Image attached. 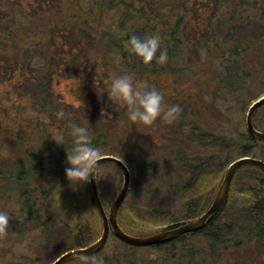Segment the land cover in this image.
I'll return each mask as SVG.
<instances>
[{
  "label": "rangeland",
  "instance_id": "1",
  "mask_svg": "<svg viewBox=\"0 0 264 264\" xmlns=\"http://www.w3.org/2000/svg\"><path fill=\"white\" fill-rule=\"evenodd\" d=\"M85 1L63 0L61 5L58 0H50V7L46 5L39 7L36 0H0V60L2 59L5 63L9 62L5 65L6 74H0V80H3L0 82V124L5 126L13 124L19 116L14 103L19 102L22 98L16 93L13 83L9 80L14 78L12 72L18 74V68L21 69L20 61L23 65L26 57L31 59L29 65L32 70L39 71L40 68L46 67L48 51L55 41L53 35L55 31L58 33L61 30L59 27L63 26L59 21L72 14L71 10L73 11L74 8L78 10V13H82V18H85ZM90 1L94 2V0ZM98 1L103 5L97 14H94L92 27L89 30L91 45L101 46L92 56H96L100 60L101 66H98V70L108 68L112 77L121 75L128 69L158 70L159 72L157 71L158 73L156 72V75L152 74V76L157 78L163 94L168 98L164 101L165 106H171L172 95H174L178 83H183L179 88L185 95L192 93L195 95L193 97L197 96L198 99L201 92L216 87L215 82L210 79L214 73L220 75L223 82L229 81V77H227L229 71L236 73L238 78L236 81L231 79L232 82H227V90L221 93L217 106L210 105L211 109L208 108V104H198V102L193 104L192 109L191 106H187L188 111L181 106L182 111L174 119L175 121L169 122L171 128H168L170 130L165 138L156 136L159 141L157 143L160 145H148L145 148H141L140 145L129 147L116 141L112 146L107 147L118 151V155H112L124 159L131 171V182L120 209L119 223L127 229L128 233L149 235L171 227L170 220L172 218L182 221L189 220L183 217L186 208L182 205L183 195L181 186L178 185L179 176L172 171L174 168L172 165L182 163L180 158L175 159V151L186 147L191 156L197 157L203 162L210 160L209 157L212 155L215 157L212 158L210 164L206 165L211 172L205 176L207 182L204 186L208 190L204 189L200 192L201 194L207 193V191L209 193L214 179L218 183L216 190L212 196L200 199L198 210L193 217L202 214L212 203L229 164L236 158L246 155L243 153L242 145L246 140L240 135L245 131L248 133L246 118L251 103L264 94V71L257 73L250 67L242 71L241 59L232 52V47L237 40L243 39V35L247 36L248 44L253 49L246 53L248 61H264V37L257 35L258 27H264V0H242V5H239L238 0H230L226 9L228 23L222 29H215L219 34L218 41H212L211 62L207 63L204 68L202 67L203 50L197 51L194 48L192 50L189 48V36L183 34V27H175L178 28L179 34L173 36L174 27L171 25L169 27L158 26L155 32L161 38V47L168 51V59L165 63L162 64L154 58L152 62L143 64L142 60V63L135 64L132 59L126 56L122 57L117 53V40L124 34L126 28L138 20L135 14L136 10L131 9L128 5L131 0ZM169 20L172 21L173 17L169 16ZM237 20H240L239 23ZM233 23H237L239 28L243 27L242 30L237 29L235 34L231 35L233 39H236V42L228 41V30ZM246 45L242 46L246 47ZM86 53L83 52L84 59L88 58L85 56ZM157 55H159V50ZM90 59L91 61L95 60V58ZM104 61L109 63L108 67ZM29 65L27 64L28 68ZM24 67L26 68V64ZM150 73L138 74L136 79L145 82L151 75ZM81 74L87 75L88 73L81 72ZM19 78L18 76L16 80ZM72 81H74L72 78L58 74L53 80L51 90L55 96H60L67 102L79 105V96L75 93L73 88L75 83ZM229 83H233V86H230ZM206 98L208 102V96ZM59 99L56 97L57 101ZM210 99L212 100V97ZM200 100L202 103H206L204 99ZM182 102L181 105L184 104ZM263 106L258 109L257 115L263 112ZM4 109L7 112H4ZM180 120L195 122L202 129L220 137V141L230 139V146L223 144L219 150H216L215 144L212 143H202L200 140L190 142L189 139L181 136V130L177 128V123ZM3 131L4 129L0 130V135L6 136ZM255 141L252 156L260 153L264 155V148L260 143L264 141L259 139H255ZM3 145L5 144L1 146ZM46 154L49 153L46 152ZM104 154L111 153H100V155ZM149 156L154 161H159L155 164V169H148V171H154L152 173L146 172L142 168V159H149ZM54 157L53 161L51 160L52 164L62 170L61 174L41 177L42 185L56 184L58 186V193H53L47 202L49 209L59 212L56 221L54 220L52 223L55 224L52 226L49 236L41 237L39 229H36L30 231L24 239L11 240L10 244L1 241L0 264H51L61 253L74 247L73 228L76 224L83 223L88 226L87 234L93 237L89 243L101 236L103 221L91 199L89 181L74 189L66 176L65 167H62L63 164H58V156ZM126 160L131 162L128 163ZM247 166L252 165L241 167L233 179L229 201L221 210L225 217L220 221L221 224L225 222L234 228L235 226L241 227L238 235L227 233L225 236L232 239V243L235 242L233 240L243 239L244 245H246L242 248L237 249L233 246L227 248L222 245L219 247L221 252L219 255L214 248L210 230H203L207 224L201 231L199 230L198 234L194 236L190 233L184 234L186 235L185 240H172L164 243L159 249H154L150 247L151 245H130L116 237L113 232L110 233L104 247L109 253L115 252L121 260V264H143L147 259L156 260L157 264H181L176 261L187 247H194L195 260L205 264H264V242L259 241L249 232L250 217L240 213L247 200L242 189L247 185H256L260 178L264 177V173L248 170ZM215 169L218 172L217 178H214L216 177ZM186 178L191 179V175H187ZM123 183L124 175L116 164L105 162L99 166L97 186L108 213ZM262 203L264 205V202ZM261 217L264 221V212ZM21 229H24L23 225ZM126 254L128 259L124 258ZM109 264L113 263L109 262Z\"/></svg>",
  "mask_w": 264,
  "mask_h": 264
},
{
  "label": "trees",
  "instance_id": "2",
  "mask_svg": "<svg viewBox=\"0 0 264 264\" xmlns=\"http://www.w3.org/2000/svg\"><path fill=\"white\" fill-rule=\"evenodd\" d=\"M58 1L61 5L63 4V0ZM238 1L239 5H242V0ZM229 2L230 0H131L128 5L131 9L136 10L135 14L138 20L125 29L124 34L117 40V46H114H116L117 53L122 57L126 56L132 59L135 64L142 63V58L125 47V41L128 36L136 34L146 37L155 34L156 27H169L170 25L174 27L173 36H178L179 30L175 27H183V34L189 36V48L191 50L194 48L197 51L203 50L202 67L204 68L207 63L211 62L210 57L213 54L212 41H218L219 34L216 33L215 29H222L228 23L226 9ZM36 4L39 7H44V5L47 7L51 6L50 0H36ZM102 5L103 3L98 0H94V2L86 0L85 18H82V13H78V10L74 8L73 11L71 10L72 14L59 21L64 27H59L61 30L58 33L55 31L53 35L55 41L48 51L46 67L40 68L39 71L32 70L29 65L31 59L26 57L23 65L20 61L21 69L18 68V74L12 72L14 78L9 80L13 83L16 93L23 100L20 99L19 102L14 103L17 115H19L14 123L7 126L0 124V130L4 129L3 133L6 134V136L0 135V209L7 210L10 214L8 230L6 234H0V242L10 244L11 240L24 239L30 231L36 229H39L41 237L47 238L49 236V232L55 224L52 223L54 220L56 221L59 212L49 209L47 202L53 193H58V186L56 184L42 185L41 177L61 174L62 170L52 164L54 156H58L57 162L60 165L63 164L62 167L66 168L68 166L66 163V149L70 148L72 144L69 121L87 125L94 137V144L102 148L101 152L117 155L118 151L112 147L107 148L116 141L129 147L140 145L141 148H145L148 145H160V143H157L159 141L156 136L158 135V137H163L164 139L170 130L168 128H171L169 122L175 121H169L162 114L152 125H144L139 122L132 123L127 120L126 105L118 103L111 97L110 84L114 77H112L108 68L106 70L101 69L102 72L97 69L98 66H101L100 60L96 56H92L101 46L98 44L91 45L89 41L91 39L89 30L92 27V18ZM169 16L173 17L172 21L169 20ZM239 21L237 20L238 23ZM258 28L259 33L257 35L264 37V27ZM237 29L242 30L243 27L239 28L237 23H233L229 27L228 41L236 40L231 35H234ZM244 34L246 35L245 32ZM248 43L249 38L243 35V39L237 40L232 47V52L241 59L242 71L246 70L247 67L256 70L257 73L264 71V61H248L249 58L246 53L253 50ZM243 44H247L246 47L242 46ZM83 52L86 53L85 56H88V58L84 59ZM82 57L83 61L81 60ZM90 58H95V60L91 61ZM7 63L9 62L6 61L5 63L2 59L0 60V74H6L5 65ZM24 64H26V68ZM104 64L108 67L109 63L104 61ZM209 66L211 68V65ZM125 71V73L133 75L135 79L138 74L151 72L145 82L149 86H155L162 92L159 81L155 76H152V74L156 75L158 70L141 71L128 69ZM81 72L88 74L82 75ZM58 74L68 76L74 80L72 81L75 83L73 88L76 95L79 96V105L67 102L60 96L54 95L51 90L52 83ZM18 76L21 79L16 80ZM227 77H229V81L226 80L225 83L220 75L214 73L210 79L215 82L216 87L208 89L206 92L202 90L203 92H201L202 94L198 99L197 96L194 98L193 96L195 95L192 93L185 95L179 88L183 83H178L175 87L174 95L170 94L172 95L171 105L179 104L180 107L182 106L187 110V106H191L190 108L192 109L193 104L198 102V104H208V108L211 109L210 105L217 106L221 93L227 90V82H232L231 79L235 81L238 79L233 71H229ZM136 80L141 81L139 79ZM0 82H3V80H0ZM229 85L233 86V83H229ZM225 86L226 88H224ZM206 96L209 98L208 102ZM56 97L60 99L57 101ZM210 97H212V100ZM200 99H204L206 103H202ZM166 100L168 98L164 94V101ZM181 102L184 104L181 105ZM61 110L65 113L63 117L58 116ZM4 112H7V110L4 109ZM263 112L256 114L255 125L258 129L264 131ZM174 128H176L175 125ZM177 128L181 130V136L189 139L190 142L200 140L202 143H212L215 144L216 150H219V147L223 144L230 146V139L220 141V137L213 132L202 129L200 125L198 126L193 121L180 120L177 123ZM240 136L246 140L242 144L243 153L253 155L255 139L246 131ZM61 137H63L62 141ZM260 143L264 148V142ZM2 144L5 145L1 146ZM46 152L49 154L47 155ZM174 154L175 159L180 158L182 160V163L172 165L174 166L172 171L179 176L178 185L181 186L183 195L182 205L186 208L183 217L184 219H190L197 212L200 199L212 196L216 190L218 183L214 179L213 184L209 188V193L208 191L204 194L200 192V190H208L204 186L207 182L205 176L211 172L206 165L210 164L212 158L214 159L215 157L212 155L209 157L210 160L206 162L200 161L199 158L191 156L186 147L180 151H175ZM256 156L264 159V155L261 153ZM126 161L128 163L131 162L130 160ZM157 163L159 161H154L149 156V159H142V168L146 172L152 173L154 171H148V169H155V164ZM179 166L182 167L177 168ZM247 168L248 170L264 173L263 170L255 166H247ZM215 171L216 177L214 178H217L218 172L216 169ZM187 175H191V179H187ZM242 192L245 193L247 200L244 202L245 205L241 208L240 213L250 217L249 232L256 236L259 241L264 242V221L261 217L264 212L262 203L264 202V177H261L256 185L244 187ZM223 217H225L223 211L215 213L203 229L210 230L214 248L219 255L221 254L219 247L222 245L227 248L228 246H233L237 249L246 245H244L243 239L233 240L235 242L232 243V239H228L225 236L227 233L238 235L241 227L235 226L234 228L231 224H226L225 222L221 224L220 221ZM170 221L171 227L183 222L175 218ZM238 224L240 223L238 222ZM238 224L236 223V225ZM22 225L24 226L23 230L21 229ZM122 227L127 230L123 225ZM200 231L190 234L194 236ZM87 233L88 226L85 224H76L74 226L73 248L85 246L93 240V237ZM185 237L186 235H181L177 240L183 241ZM162 245H151L150 247L159 249ZM194 252V247H187L176 263L205 264L202 261L198 262L195 260ZM97 253L105 256L106 264H109V262L121 264V260L116 253H109L106 247ZM126 256L127 254L124 255V258H127ZM67 264H81V258L70 261ZM143 264H157V262L153 259H147Z\"/></svg>",
  "mask_w": 264,
  "mask_h": 264
},
{
  "label": "clouds",
  "instance_id": "3",
  "mask_svg": "<svg viewBox=\"0 0 264 264\" xmlns=\"http://www.w3.org/2000/svg\"><path fill=\"white\" fill-rule=\"evenodd\" d=\"M125 47L145 63L154 58L160 63L168 59V51L161 47V38L158 34L141 37L136 34L128 36ZM159 50V55L157 52ZM111 97L126 105L127 120L132 123L152 125L163 114L169 121L174 120L182 111L179 104L165 106L164 94L155 86H149L147 82L137 81L131 74L115 76L110 84ZM61 110L58 116L63 117ZM72 144L66 149V176L75 189L77 186L87 183L100 166V153L102 148L94 144V137L87 125L69 121ZM63 137H61V141ZM57 141V140H56ZM60 143V142H57ZM63 144V143H60ZM10 221L7 210L0 209V234H6ZM81 264H106V258L101 253H88L81 257Z\"/></svg>",
  "mask_w": 264,
  "mask_h": 264
},
{
  "label": "water",
  "instance_id": "4",
  "mask_svg": "<svg viewBox=\"0 0 264 264\" xmlns=\"http://www.w3.org/2000/svg\"><path fill=\"white\" fill-rule=\"evenodd\" d=\"M264 105V94L256 98L250 105L246 118V125L248 133L255 139L264 141V131L256 128L255 126V116L258 109ZM105 162H111L116 164L122 171L124 175V183L117 194L113 204L110 207V212L108 213L102 198L100 196L98 186H97V173L92 175L89 180V192L95 207L97 208L102 221H103V232L101 236L85 246L71 248L63 253H61L57 258L53 260L51 264H66L70 261L79 259L84 254L97 253L103 249L104 245L108 241L110 233L113 232L116 237L122 241L135 246H147V245H158L170 242L177 239L181 235L187 233H193L201 230L209 221V219L217 212L224 209L229 201L230 190L232 186L233 179L237 171L246 165L256 166L264 170V159L258 158L252 155H243L235 160H233L226 169L224 177L217 189L212 203L209 207L199 216L193 217L187 221L169 227L153 234L149 235H135L128 233L122 228L119 223V213L124 202L130 182H131V171L128 164L119 156L112 154L100 155V165Z\"/></svg>",
  "mask_w": 264,
  "mask_h": 264
}]
</instances>
